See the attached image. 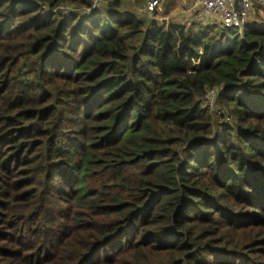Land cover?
<instances>
[{"label":"trees","instance_id":"16d2710c","mask_svg":"<svg viewBox=\"0 0 264 264\" xmlns=\"http://www.w3.org/2000/svg\"><path fill=\"white\" fill-rule=\"evenodd\" d=\"M131 2L0 0V264H264V22Z\"/></svg>","mask_w":264,"mask_h":264},{"label":"built area","instance_id":"2783aa9c","mask_svg":"<svg viewBox=\"0 0 264 264\" xmlns=\"http://www.w3.org/2000/svg\"><path fill=\"white\" fill-rule=\"evenodd\" d=\"M106 0H93L90 7L82 9L84 14H91L97 9H100ZM163 0H147L145 8L150 13H155L161 6ZM201 5L204 13L210 17H215L217 22L228 27H237L243 29L245 25L251 21L254 7L257 3L264 6V0H197ZM67 9L72 7L67 4L63 6ZM219 86H214L208 89L204 98L206 105L216 107V101L219 94Z\"/></svg>","mask_w":264,"mask_h":264},{"label":"crops","instance_id":"0c3cea01","mask_svg":"<svg viewBox=\"0 0 264 264\" xmlns=\"http://www.w3.org/2000/svg\"><path fill=\"white\" fill-rule=\"evenodd\" d=\"M139 10L146 15L148 13L147 18L149 20H156L158 23L164 22V20H166L167 23L174 24H179L180 21L184 23L185 20L188 23L192 21L217 22L215 17H210L204 13L201 5L197 3V0H163L161 6L154 15L148 12L145 6L143 9L141 8ZM251 20L264 22V6L262 4L257 3L255 5Z\"/></svg>","mask_w":264,"mask_h":264},{"label":"rangeland","instance_id":"374dc122","mask_svg":"<svg viewBox=\"0 0 264 264\" xmlns=\"http://www.w3.org/2000/svg\"><path fill=\"white\" fill-rule=\"evenodd\" d=\"M129 2V1H128ZM146 2H147V0H142V2H141V0H132V2L130 3L131 5H137L139 8L138 9H143L144 8V6L146 5ZM133 7H135V6H133ZM157 12V11H156ZM156 12L155 13H152V15H154V14H156ZM142 16H144V17H147L148 16V13H147V15L146 14H144V13H142L141 14ZM175 16V15H174ZM173 17V16H172ZM164 23H166V22H164ZM180 23H182V21H180ZM184 24H188V22L185 20L184 21Z\"/></svg>","mask_w":264,"mask_h":264},{"label":"water","instance_id":"95a60500","mask_svg":"<svg viewBox=\"0 0 264 264\" xmlns=\"http://www.w3.org/2000/svg\"><path fill=\"white\" fill-rule=\"evenodd\" d=\"M164 22H166V20H164Z\"/></svg>","mask_w":264,"mask_h":264}]
</instances>
